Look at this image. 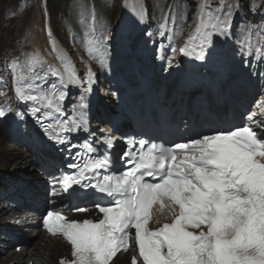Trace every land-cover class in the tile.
Here are the masks:
<instances>
[{
    "label": "snow or ice",
    "instance_id": "snow-or-ice-1",
    "mask_svg": "<svg viewBox=\"0 0 264 264\" xmlns=\"http://www.w3.org/2000/svg\"><path fill=\"white\" fill-rule=\"evenodd\" d=\"M198 19L195 33L173 52L203 60L213 36L227 35L232 11L229 7L222 15ZM88 45L90 55L106 50L105 43L93 38ZM8 68L18 103L26 106L47 139L71 153L76 145L70 134L88 128L83 96L75 106L81 111L63 119L64 89L68 84L83 86L76 75L59 78L58 85L45 91L41 82L47 74L35 71L31 59L13 58ZM94 82L89 68L84 91L91 92ZM9 113L21 119L25 114L7 103L0 106V118ZM254 123L264 133V126ZM102 143V156L69 164L77 171L55 178L63 192L76 185L103 194L94 204L99 219L73 220L58 209L42 217L43 229L70 246V258L61 257L59 264H113L119 253L129 251L131 264H264V135L252 125L200 134L170 147L140 140L136 151L124 153L126 170L119 172L110 171L113 161L107 151L114 147V137L105 135ZM80 148L90 154L98 151L87 141ZM76 155L83 159L82 152ZM51 195L59 192L54 189ZM72 210L91 211L83 206ZM165 210L171 222L161 223L156 217ZM150 223L159 226L153 230Z\"/></svg>",
    "mask_w": 264,
    "mask_h": 264
},
{
    "label": "bare ground",
    "instance_id": "bare-ground-1",
    "mask_svg": "<svg viewBox=\"0 0 264 264\" xmlns=\"http://www.w3.org/2000/svg\"><path fill=\"white\" fill-rule=\"evenodd\" d=\"M128 1L130 0H126L124 2V11L127 10L128 12L127 14H124V11L122 12L119 36L116 37L115 42L122 45V47L126 50V53L130 54L133 53L132 44L134 38L132 34L130 36L127 34L133 32L135 29H137V31L144 30L146 26V17L143 9L135 7L134 16L136 21L135 23L131 21L128 17L131 4L129 5ZM209 1L210 0H207L206 3H209ZM220 1L222 4L223 1ZM262 2H264V0H256L253 3V9L257 13L256 16H258L259 13L258 8H263V6L261 7ZM233 5L234 4L232 3L229 5V7L231 8L232 18H235V22L234 24H230L227 35H224V38L223 35L213 36V42L206 49L203 60L196 59L194 55H182L181 64L179 66L181 67L179 71H181L187 64L194 65L193 63L199 60L202 62L203 75H205V71L213 73L214 80H210L212 81L213 85H215V88L221 92V94L223 93L224 96L217 99L216 92H201L202 94L199 97L193 99V103H197L194 108H198L199 104H201V109H204V107L207 109V112H203V114L207 113L206 118L210 122H217L220 120L224 121V107L228 105V103H226L228 102L226 100L227 94L232 96L235 95V102L237 100L240 103H237L236 105L246 106L247 104V106H252V110L249 109L251 113H259L257 110L262 107V104L264 105V95H262L261 92L260 96L257 92L252 94L250 91V86L246 93H239L241 89H243L241 87V81H235L234 85H232V79L234 80L235 78L233 77L231 71H227V75L224 76V78L215 73L219 66H223L226 70H230L229 68L232 66L231 61L227 60L228 58L226 57V51H228L231 46L234 45L233 42V44H231L230 38L231 41H233L234 38L232 39V36L236 29L235 26L239 20L238 16L234 15L236 10H234L235 6ZM137 9L138 12L136 11ZM228 9H223V13L227 12ZM205 11H207V6L205 7ZM139 13L142 16H139ZM19 19L20 17L12 22V32L8 35V53L6 56L8 62L10 63L11 59L17 57H19L20 60L24 62H27V59H31L34 70L39 69L40 71L42 70L47 74L46 82H41L45 91L52 90L53 84L58 85L59 78L62 77L64 80H67L70 73H74L80 81L79 74L76 69H73V65H71V62L67 57V53L57 42L55 44L59 60L53 62L48 60V57L42 54L43 47L47 46L45 35L43 34V36L40 37L35 31V33L30 31L26 32L28 27H30L29 30L31 28L35 29L37 26L36 24H38L36 19L29 15L27 8L25 11H23L22 19L20 21ZM78 22L80 23V19ZM16 26L22 30L17 31L15 39L14 32ZM195 29L196 27H194L193 31L190 32V35L195 33ZM188 38L189 37H187V40ZM142 44L143 43H141V45ZM251 44V47L255 48V53H261V51H258L259 47L254 42ZM241 53L242 55H245V53ZM258 54H255V56ZM134 55H132L133 59L130 61L127 67H122L121 69H119V67L117 71L109 70L111 73L110 75H112L109 81H114V89L112 92L116 95V99H118V96H120L122 93L127 95L128 103L130 102L129 99H132V101L139 99V74L146 75L147 83L154 82V88H152V94L154 97L159 96V94H169V91L168 93L164 92L165 86L162 83H158L161 82V79L157 80L156 77H153L155 72H160V70L162 71V68L153 64L152 56L149 53H146L142 58L143 63L146 62L148 64V68L144 70L142 59H140L139 56ZM165 55L167 54H165L163 49H161L159 51V59ZM102 67L103 69L108 70L111 68V63H105L102 65ZM84 70L86 78L89 68ZM91 70L95 74V82L92 85V90H98L96 83L98 70L92 67ZM53 73H58L59 76L53 75ZM177 74H179V72H177ZM129 75L130 78H128ZM218 77H220L219 83L216 81ZM240 77L242 78V74ZM245 77L251 78L255 76L253 73ZM167 78L168 77H165V81H162L170 86L168 89H170L172 93L175 85L173 84L172 78ZM259 79L262 80V77ZM130 81L132 82L130 83ZM246 82L247 80L245 78L243 87H245ZM250 83L251 82L249 81L246 85L248 86ZM11 84L13 90H10ZM81 84L83 85L82 87L71 84H68V87L71 89L79 87L81 88L82 93L79 98L77 97L76 105L79 104L80 98L83 96L85 98V102L88 105V107L83 110L85 118L90 119L91 114H97V123L95 125L100 127V125L103 124L104 118L107 119L104 113L105 110L103 109L106 108L107 104V108H110V105H112L110 102V97H106V86L102 88L101 92L99 91L100 93L98 94V98H104L107 101L106 103L101 102V106L98 107V104L96 103L97 100L95 101L91 98L92 91L85 92L84 88H87V86H85L82 82ZM6 85H8V88L5 87V93L10 94V99L7 101L12 103L4 101L2 96H0V106L7 103L13 109L21 111L25 114L23 119L17 117L14 115V113H9L5 117L0 118V213H3L7 210L5 219L0 217V264H27L28 260H33L37 264H58L59 258L63 256H69V247L64 242L45 235L39 227L41 222L40 218L43 214L42 208L46 206L47 200L49 203H63L69 205L67 199H59V195H51L55 189L53 186L56 183L54 166L57 164V160L53 153L50 152L47 146L43 143V135L40 125L35 121V119H33L32 115L26 111V106L23 103H18L14 94L12 74L8 77H5L4 86ZM258 88V91L262 89L261 86ZM261 95L263 97H261ZM202 98H204V100ZM156 100L158 103L160 102L158 99ZM235 102H233V104ZM76 108L79 113L81 110L78 107ZM234 109H236V107ZM185 110L189 109L186 108ZM101 112L103 119H100L99 117V113L101 114ZM262 120H264V118H262ZM4 136L9 138L10 142L4 143L2 141V137ZM20 143H24L26 150L28 151L21 150L18 146ZM6 149H8L9 153L6 151ZM13 153H17L18 155H13ZM55 190L60 193V190ZM164 215L165 213L162 214V216ZM17 238L28 243L24 246L22 251H17L16 247L10 243L12 240H16ZM113 264H128V257L123 255L118 256L113 261Z\"/></svg>",
    "mask_w": 264,
    "mask_h": 264
},
{
    "label": "rangeland",
    "instance_id": "rangeland-1",
    "mask_svg": "<svg viewBox=\"0 0 264 264\" xmlns=\"http://www.w3.org/2000/svg\"><path fill=\"white\" fill-rule=\"evenodd\" d=\"M125 1L0 0V92L4 93L2 96L4 101L9 102L7 100L10 99V94L5 93V87L8 88V85L4 86L5 77L11 75L6 57L8 53V35L12 32V22L19 17L20 21L26 8L29 15L38 22L35 29L31 28L29 30L30 27H28L26 32L35 31L40 37L43 34L45 35L47 46L43 47L42 54L47 56L50 61H58L59 57L55 44L57 42L67 53L73 69H76L79 74L80 81L87 86L84 83V69L96 68L98 70L97 88L101 91L106 86V97H111L114 81H109L112 77L109 70L117 71L119 67V69L127 67L132 59V56L126 53L122 45L115 42L116 37L119 36ZM222 1V4L220 0H210L209 3H205V0L128 1V4H131L128 14L131 21L134 23L136 21L134 16L135 7L143 9L146 17L144 30L137 31L135 29L130 33L134 38L132 44L133 55L135 54L142 59L146 53H149L152 56L153 64L162 68V71L155 72L153 77H156L157 80L161 79V81L165 77L172 78L180 69L179 66L182 60V55L178 51L173 52L172 49H178L184 44L190 32L200 22L198 15L207 16L212 13L222 15L223 9L227 10L229 5L233 3L234 10H236L234 15L238 16L239 20L232 36L233 41L230 38L231 44L234 43V45L226 51L227 60H230L232 64L229 69L233 75L241 76L242 74L243 77L254 73L255 77L251 78L253 82L258 85L261 84L262 89L260 91L264 95V5L262 11L256 16L257 13L253 10V3L256 0ZM206 6L207 11H205ZM136 11L138 12V9ZM127 12L125 10L124 14H127ZM138 15L142 16L140 13ZM79 19L80 23L78 22ZM234 22L235 18H232L231 24H234ZM162 25H164L163 28ZM18 30L22 29L16 26L15 39ZM106 35L108 38L105 41L104 37ZM89 38L105 43L106 50L101 49L99 53L90 55L87 50ZM252 42L259 47L258 51H261V53H255V48L251 47ZM141 43L143 44L141 45ZM161 49L167 55L159 59ZM240 51L245 55H242ZM255 54L258 55L255 56ZM169 61H172L171 65ZM105 63H111V68L108 70L103 69L102 65ZM147 66L146 62L143 63L144 70L148 68ZM261 77L262 80L259 79ZM10 90H13L12 84ZM81 93L80 87L73 88L71 100L75 101ZM99 117L103 118L102 112ZM4 137H2L4 143L10 142L9 138ZM18 146L21 150L28 151L24 143H20ZM6 151L9 153L8 149ZM13 155L17 156L18 154L13 153ZM6 212L7 210L0 213L2 219H5Z\"/></svg>",
    "mask_w": 264,
    "mask_h": 264
}]
</instances>
